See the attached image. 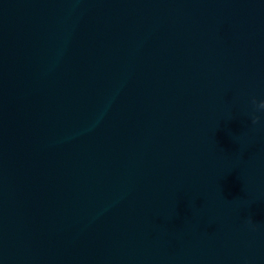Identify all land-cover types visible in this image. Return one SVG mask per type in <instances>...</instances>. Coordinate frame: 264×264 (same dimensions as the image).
<instances>
[{"label": "water", "instance_id": "obj_1", "mask_svg": "<svg viewBox=\"0 0 264 264\" xmlns=\"http://www.w3.org/2000/svg\"><path fill=\"white\" fill-rule=\"evenodd\" d=\"M253 99L264 0H0V264H264Z\"/></svg>", "mask_w": 264, "mask_h": 264}, {"label": "clouds", "instance_id": "obj_2", "mask_svg": "<svg viewBox=\"0 0 264 264\" xmlns=\"http://www.w3.org/2000/svg\"><path fill=\"white\" fill-rule=\"evenodd\" d=\"M252 103L255 106V108H257L259 110H264V100L257 102L255 99H253ZM259 120H260L259 116H256V115L252 116V123L253 124H257L259 122Z\"/></svg>", "mask_w": 264, "mask_h": 264}]
</instances>
